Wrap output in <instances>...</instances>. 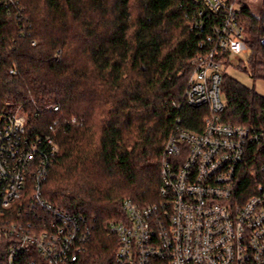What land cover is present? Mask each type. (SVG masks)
Segmentation results:
<instances>
[{
  "label": "trees",
  "instance_id": "1",
  "mask_svg": "<svg viewBox=\"0 0 264 264\" xmlns=\"http://www.w3.org/2000/svg\"><path fill=\"white\" fill-rule=\"evenodd\" d=\"M195 9L192 0H0V127L20 109L32 136L55 138L42 194L92 225L80 264H114L110 225L127 221L124 201L161 200L165 144L178 120L202 132L208 107L184 102L199 51ZM242 16L250 66L263 76V24L247 0ZM222 88L225 122L264 127V96L229 74ZM244 158L242 200L264 189V148L253 144ZM5 249L1 242L0 264Z\"/></svg>",
  "mask_w": 264,
  "mask_h": 264
},
{
  "label": "built area",
  "instance_id": "2",
  "mask_svg": "<svg viewBox=\"0 0 264 264\" xmlns=\"http://www.w3.org/2000/svg\"><path fill=\"white\" fill-rule=\"evenodd\" d=\"M192 1L190 29L200 40L184 102L210 113L202 132L187 130L181 120L170 131L161 200L142 208L124 201L127 221L110 225L114 264H264V189L242 200L236 186L249 146L264 148V127L234 125L222 116L225 68L248 51L245 0ZM27 124L17 109L0 127L2 264H80L92 225L45 199L58 145L51 134L32 136Z\"/></svg>",
  "mask_w": 264,
  "mask_h": 264
},
{
  "label": "rangeland",
  "instance_id": "3",
  "mask_svg": "<svg viewBox=\"0 0 264 264\" xmlns=\"http://www.w3.org/2000/svg\"><path fill=\"white\" fill-rule=\"evenodd\" d=\"M251 6L252 14L259 18L264 25V0H247ZM249 25V24H248ZM245 25L246 40L251 39V31L249 26ZM263 36V35H262ZM248 44V51L235 55L230 65L225 68V73L229 74L234 79H237L248 88H253L260 95L264 96V71L263 76L261 72H253L250 66V44ZM260 54V53H259Z\"/></svg>",
  "mask_w": 264,
  "mask_h": 264
},
{
  "label": "water",
  "instance_id": "4",
  "mask_svg": "<svg viewBox=\"0 0 264 264\" xmlns=\"http://www.w3.org/2000/svg\"><path fill=\"white\" fill-rule=\"evenodd\" d=\"M263 29H264V25H263ZM261 43H263V44H264V37L262 38V41H261Z\"/></svg>",
  "mask_w": 264,
  "mask_h": 264
}]
</instances>
